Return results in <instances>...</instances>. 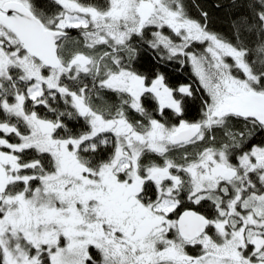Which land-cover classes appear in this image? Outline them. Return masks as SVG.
Segmentation results:
<instances>
[{
	"label": "rangeland",
	"instance_id": "374dc122",
	"mask_svg": "<svg viewBox=\"0 0 264 264\" xmlns=\"http://www.w3.org/2000/svg\"><path fill=\"white\" fill-rule=\"evenodd\" d=\"M5 1L8 0H0V12ZM58 1L64 11L56 29L92 27L98 34L91 35L89 45L77 46L76 41L70 40L61 43L60 58L64 64L56 72H45L28 54H21L14 37L0 23V88L3 81L9 79L12 69L22 73L25 85L31 82L26 85L24 94L11 89L13 100L5 107L21 118L28 129V135L20 138L21 146L37 147L50 153L53 160L49 173L26 174L13 153L18 148L0 137V147L8 148L7 151L0 149V247L5 264H40L43 252L48 256V264H87L90 247L100 251L108 264H167L160 261L164 254L157 253L154 243L146 241L145 228L163 225L166 235L172 227L166 216L180 204V179L172 174L165 177L158 173L167 171L169 165L179 167V164L185 166L190 176L191 200L198 202L209 198L219 211L218 218L212 222V233L191 242L192 246L201 247L202 256L194 258L182 253L180 244L171 240L167 241L171 250L167 253L169 261L172 264H264V148H253L250 153L238 156L233 164L228 154L217 148V142L214 143L216 148L203 145L207 134L209 139L215 138L222 129L228 115L222 111L223 105L235 95L252 90L249 84L232 78L227 72L226 56L233 57L242 67V54L208 35L194 21L171 12L163 0H110V8L104 13L73 1ZM144 2L151 3L154 11L143 24L138 10ZM165 26L168 31L164 34L161 30ZM145 27L154 32L156 45L169 56H187L211 98L208 117L200 123L201 132L192 144L173 145L171 142L174 133L190 124L165 128L152 121L145 131H138L131 125L135 115L130 118L128 113L134 109L138 112L137 119H141L140 99L144 93L151 92L160 109L169 106L168 94L179 105L173 90L161 77L147 86L143 78L115 66L116 56L126 53L129 39L142 33ZM192 42L202 45L200 55L186 51ZM64 48L73 51L68 54ZM79 57H83L84 62L76 60ZM70 69L84 82L93 77L91 70L105 74L101 83L109 91L117 92L119 99L115 107L126 112L106 118L94 109L98 108L100 113L110 111L114 105L109 100L111 94L107 98L100 93L93 98L92 87L87 88L88 93L81 90L78 95L59 87L58 78ZM244 71L253 81L248 71ZM45 88L52 90L48 92L52 99L57 94H70L72 105L81 116L89 119L91 136L97 140V144H86L89 146L85 150H95L97 145L115 147L116 155L110 163L97 170L91 169L77 156L81 140L54 138L57 124L26 109L25 100L41 102ZM126 103L129 108L124 105ZM207 128L209 133L205 134ZM0 131L4 135H19L8 124L0 125ZM147 150L150 152H145ZM152 153L163 155L166 161L155 162L144 174L145 178L154 180L158 191L156 200L144 206L138 200L144 191L141 160ZM251 165L259 173L262 189H254L242 198V175ZM235 170L237 175L233 179L224 177L225 172ZM228 188L232 190V202L225 210L222 193H227ZM236 203H240L244 211V227L241 228L238 224L242 220L234 214ZM134 224L140 225L131 229ZM244 240L253 246L246 256L238 251Z\"/></svg>",
	"mask_w": 264,
	"mask_h": 264
},
{
	"label": "trees",
	"instance_id": "16d2710c",
	"mask_svg": "<svg viewBox=\"0 0 264 264\" xmlns=\"http://www.w3.org/2000/svg\"><path fill=\"white\" fill-rule=\"evenodd\" d=\"M31 11L45 24L46 27L55 29L61 14L64 11L63 5L58 0H22ZM76 2L80 5L90 7L96 12H106L110 8V0H69ZM164 5L174 13H178L182 18L194 21L199 24L203 30L220 42L227 44L236 52L242 54V67H240L235 59L231 56H226L225 61L227 64L228 74L241 82L249 84L252 90L264 92V0H163ZM98 30L87 28H70L64 30L67 35L60 40L57 45V51L60 58L61 43L64 41H76L77 46L89 45L92 40L91 35L98 34ZM168 31L167 27L161 30L165 34ZM10 32V31H9ZM169 34V33H168ZM10 35L16 40L17 47L21 54L27 55L22 45L18 42L15 36L10 32ZM91 37V38H90ZM79 42V43H78ZM72 48V45L70 44ZM202 45L192 42L187 45L186 51L200 55ZM13 48V47H12ZM126 53L120 54L115 62L117 68L126 69L133 72L137 76L144 79L147 86L151 85L153 81L161 77L164 84L174 92V97L179 102V111L171 107H163L160 105L152 95L151 92L144 93L141 96L142 111L139 113L141 119H137V111L130 109L128 116L131 118L132 114L135 117L131 119V125L136 127L138 131H145L150 127V123L156 122L163 125L165 128H172L181 123L186 124H199L204 123L208 117V108L211 98L206 89L202 86L200 79L187 56L176 58L169 56L166 51L162 50L160 45H156V38L150 28L145 27L142 33L134 34L128 41L126 46ZM66 52L67 48H64ZM112 50V49H110ZM73 51V50H72ZM72 51H69L70 54ZM31 60L41 64L39 61L31 57ZM61 60V58H60ZM76 60H79L78 58ZM61 64L64 62L61 60ZM42 65V64H41ZM61 65V66H62ZM45 72H56L58 69L46 68L41 66ZM72 69V68H71ZM69 70L65 76H60L57 80L59 87L66 88L69 93H75L85 90L88 93V87H92L90 94L97 98V94L109 96V100L114 102L111 110L105 113H100L98 108L94 111L106 118L119 116L123 112V108L117 109L115 101L119 99L115 90L109 91L101 82L105 79V74L95 73L91 70L93 77H88L87 81L79 75H74L72 70ZM254 79L250 81L245 71ZM95 73V75H94ZM22 73L19 70L12 69L10 77L3 81V87L0 88V125L8 124L14 127L19 133H9L4 135L0 131V137L4 138L10 145L16 146L18 149L13 153L18 158L19 163L25 168L26 174L40 175L49 173L53 167V160L50 153L38 149L34 146H21V139L23 136L28 135V129L21 118L8 112L6 103H12L13 94L10 93L11 89H16L17 92L25 93L26 85L31 82H26L21 78ZM24 83V85H22ZM107 90V91H106ZM187 90V91H186ZM52 90L45 88V94L41 102H32L30 99L25 100V107L29 112H34L43 120L55 122L57 127L53 137L61 140H74L80 141L81 147L78 148L77 156L81 161L97 170L104 164L110 163L116 155V148L113 146L97 145L95 150H85L89 145L97 144L96 138L91 136L92 126L87 117L81 116L74 106L70 94L62 96L57 94V97L52 99L48 92ZM105 97V98H106ZM111 102V103H112ZM129 108L128 104H124ZM222 129L218 131L215 138L209 134L206 135V144L214 146L218 144L225 153L228 154L230 163H235L238 156L244 153H250L253 148H264V126L258 124L254 120L240 118L232 113H228L226 120H224ZM228 123L231 126H228ZM228 126V127H227ZM202 128V127H201ZM205 134L208 128L204 129ZM223 132L224 134H220ZM209 133V132H208ZM220 134V135H219ZM195 142V139L189 144ZM210 146V147H211ZM203 147V146H202ZM207 147H209L207 145ZM216 148V147H215ZM0 149L7 151L6 146H1ZM150 152V151H145ZM165 157L158 153L145 155L141 162L142 180H144V191L138 200L144 205L152 204L157 196L158 191L154 180L145 178L144 174L147 169L155 166V162L163 161ZM165 164V163H164ZM179 164V163H178ZM177 164V165H178ZM185 165V164H184ZM170 166V165H169ZM167 166L168 171L180 179L179 192L180 204L178 208L167 215V221L172 222V227H169L166 235L163 225L154 224L149 226L146 231V241L153 242L158 254L161 256L160 261H169L167 253L168 242L174 241L181 246L182 253L198 258L202 256L203 251L199 245L192 246L191 242L184 241L177 231V220L179 215L188 209H193L200 214L204 215L210 221L218 218V208L215 203L209 198H202L198 202L191 200L192 193L190 176L185 170V166L179 164L177 166ZM251 165V169L244 171L242 175L243 189L242 198L245 197L250 191L254 189H262L261 182H259V173L255 171V167ZM222 193L223 203L222 208L228 210L227 206L231 200L230 188ZM243 210L240 209V203L234 206V214H236L242 221L238 226L244 227ZM211 224L207 227L206 233L211 234L213 226ZM131 224V223H130ZM141 224V223H140ZM138 225H132L131 229L137 228ZM245 234V231H244ZM205 235V234H204ZM202 237V236H201ZM199 239V238H198ZM168 241V242H167ZM253 248L246 240L238 247V251L243 255L249 253ZM171 251V250H170ZM87 264H108L101 252L94 247L88 250ZM174 257V256H172ZM40 264H48V256L45 252L42 253ZM175 259V257H174ZM161 264V262H159ZM0 264H5L4 254L0 247Z\"/></svg>",
	"mask_w": 264,
	"mask_h": 264
},
{
	"label": "water",
	"instance_id": "95a60500",
	"mask_svg": "<svg viewBox=\"0 0 264 264\" xmlns=\"http://www.w3.org/2000/svg\"><path fill=\"white\" fill-rule=\"evenodd\" d=\"M153 11L154 6L149 2H144L140 6L138 13L143 24L149 21ZM0 23L15 36L30 57L46 68L59 69L61 67L57 45L67 35L66 32L46 27L24 2L18 0L3 2ZM168 99L170 107L179 111V106L170 94H168ZM222 111L240 118L254 120L264 126V92L250 90L235 95L223 105ZM200 132L201 125L199 124L185 126L172 135L171 142L173 145L191 142ZM236 174L237 171H227L224 177L230 180ZM210 222L199 212L188 209L179 215L177 231L183 240L192 242L205 234Z\"/></svg>",
	"mask_w": 264,
	"mask_h": 264
},
{
	"label": "flooded vegetation",
	"instance_id": "af4514ba",
	"mask_svg": "<svg viewBox=\"0 0 264 264\" xmlns=\"http://www.w3.org/2000/svg\"><path fill=\"white\" fill-rule=\"evenodd\" d=\"M55 29H56V26H55ZM66 30V29H65ZM60 42V41H59ZM58 42V43H59ZM80 61H83L84 62V60H83V57H79L78 58ZM172 96V95H171ZM173 98V97H172ZM166 99H167V101H168V104H169V99H168V95H167V97H166ZM167 107V106H166ZM169 107H170V105H169ZM185 144H189V142L188 143H185ZM180 145H183V144H180ZM236 171V170H235ZM158 174H160V175H162V176H165V177H170V176H172L171 175V173L167 170V171H160V173H158ZM237 175V174H236ZM155 176H157V174H155ZM233 179V178H232ZM212 222V221H211ZM211 224V223H210ZM205 234H206V232H205Z\"/></svg>",
	"mask_w": 264,
	"mask_h": 264
}]
</instances>
